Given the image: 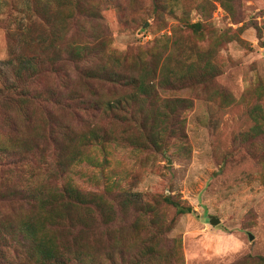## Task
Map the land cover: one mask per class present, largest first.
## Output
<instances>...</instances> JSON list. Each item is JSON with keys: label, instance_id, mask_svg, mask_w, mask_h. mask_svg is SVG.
Listing matches in <instances>:
<instances>
[{"label": "rangeland", "instance_id": "1", "mask_svg": "<svg viewBox=\"0 0 264 264\" xmlns=\"http://www.w3.org/2000/svg\"><path fill=\"white\" fill-rule=\"evenodd\" d=\"M233 4L0 0V89L18 88L0 100L4 225L36 216L38 194L76 187L98 198L82 226L76 210L58 228L75 264H264V0ZM83 7L92 21L76 22ZM59 21L69 29L46 33ZM71 48L88 63H70ZM107 62L123 78L142 74L145 97L85 76ZM29 64L38 71L15 74ZM52 89L61 104L47 100ZM114 101L128 112L110 111ZM4 184L28 193L32 211Z\"/></svg>", "mask_w": 264, "mask_h": 264}, {"label": "trees", "instance_id": "2", "mask_svg": "<svg viewBox=\"0 0 264 264\" xmlns=\"http://www.w3.org/2000/svg\"><path fill=\"white\" fill-rule=\"evenodd\" d=\"M157 1V0H154ZM221 3H223V7L226 10L233 11V0H220ZM232 9V10H231ZM75 16H72L71 21ZM77 18V19H76ZM76 22L78 20H84V22H90L92 21V13L88 8H81L80 9V15L76 17ZM60 23V21H59ZM47 25V24H46ZM61 26L63 29H69L68 26H65L64 24H48L46 33L54 34L55 36H59V32L61 31ZM86 26L82 27V31L86 32ZM57 39L56 41H53L49 44L50 51L54 55H60L61 50L59 49V45H57ZM43 43V42H42ZM42 43H39V45H42ZM33 45V43H32ZM68 54V50H67ZM71 58L69 59L70 63H80L85 62L88 63L89 60L86 58H83L80 55V52L78 51V48H71L70 50ZM90 57V53L88 54ZM56 62H53L55 64ZM108 64L101 63L100 65L97 64L94 70L88 69L84 72L85 76L88 78H92V81H108L113 84H121L124 81H127L126 83L128 85L134 86V89L136 91L137 95H142L145 97L147 94L146 89V82L144 81L145 78L142 74H139L137 76H130V78H123L121 73L116 71L117 64H119V61H117V64L114 65L112 63L107 62ZM99 65V66H98ZM27 66V65H26ZM24 66L19 67L18 69L14 70L16 75H21L24 70L34 71L37 72V68L35 64H29L28 67ZM55 66H53V69L55 71ZM2 73V72H0ZM148 82V81H147ZM7 84L6 82H4ZM149 83V82H148ZM15 84V83H14ZM103 84V83H102ZM9 89L11 90L9 93L5 94L4 91L0 89V100L2 102L12 99L9 98L11 94L17 92V87L13 85H9ZM49 97H47V100L51 103H57L61 104L63 102L64 96L61 95L57 90L52 89L49 90L48 93ZM35 99H38L39 101L43 100L45 101V97L33 93ZM28 98H31V96H27ZM6 98V99H5ZM105 102L101 100H97L94 102L97 109H100V107ZM183 103V101H181ZM105 106L109 108L110 111H117V112H128V106L126 103H123L122 101H114V103H106ZM125 106V107H123ZM146 124H148V117L151 116L149 111L142 112L140 114ZM131 116L134 117V115L131 113ZM174 117H178V114H174ZM132 121V118L131 120ZM145 127V125H143ZM0 164L7 165L8 163L3 162V160H7L4 157L0 158ZM3 174L1 176L3 177ZM6 186L7 190H13L9 192L10 195L18 194L23 195L22 192L17 190V188H13L12 185L4 184ZM29 195L33 196L34 193L29 191ZM45 196V194H44ZM47 197L43 198L41 196V193L38 194L35 197L34 202L39 203V213L34 217L29 218H20V221L14 225L9 223V226L6 227L4 225L6 217H3L0 219V227L3 228V231H0V264H75L78 263L79 259L76 252L69 251L67 249L68 245L65 243V240L62 238V236L59 234L58 228H62L61 222L65 219V212L70 211H78L82 210L83 215H85L83 212H90V214H93L92 209H96V202L94 199H97L98 197L92 193H82L79 191L76 187L75 188H69V187H63V190L60 192H51L46 194ZM23 197L27 200V204L32 211V202L28 196V193L23 195ZM97 197V198H96ZM170 203V202H169ZM173 206L176 208L177 213L179 215L182 214H189L192 213V210L190 208H185L181 206L178 203L172 202ZM132 206V208L135 207L136 210V203H132L128 201L125 204L126 208H129ZM40 213L42 215V218L40 216ZM45 214V216H44ZM86 215L81 216L79 219L80 226L83 225L84 221L86 220ZM52 229V230H51ZM81 241L77 240L75 242V245L77 249L81 247L80 245ZM155 252H153L154 254ZM152 262V261H151Z\"/></svg>", "mask_w": 264, "mask_h": 264}, {"label": "water", "instance_id": "3", "mask_svg": "<svg viewBox=\"0 0 264 264\" xmlns=\"http://www.w3.org/2000/svg\"><path fill=\"white\" fill-rule=\"evenodd\" d=\"M209 222L212 226L218 225L220 223V221L214 217H211L209 219ZM249 238H250V240H253V236L251 234H249Z\"/></svg>", "mask_w": 264, "mask_h": 264}]
</instances>
